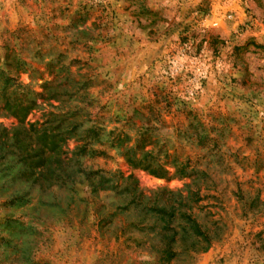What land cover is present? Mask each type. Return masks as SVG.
<instances>
[{
    "label": "rangeland",
    "instance_id": "374dc122",
    "mask_svg": "<svg viewBox=\"0 0 264 264\" xmlns=\"http://www.w3.org/2000/svg\"><path fill=\"white\" fill-rule=\"evenodd\" d=\"M0 264H264V0H0Z\"/></svg>",
    "mask_w": 264,
    "mask_h": 264
},
{
    "label": "trees",
    "instance_id": "16d2710c",
    "mask_svg": "<svg viewBox=\"0 0 264 264\" xmlns=\"http://www.w3.org/2000/svg\"><path fill=\"white\" fill-rule=\"evenodd\" d=\"M45 136V134H44ZM59 142L60 140L56 138V136H51L50 140L48 141L47 144L49 145H44L42 150L39 149V151H35V155H37V158L39 162L47 163L50 161L51 158V153L53 151H56L57 148L59 147ZM51 152V153H50ZM148 172L151 174H156L155 172L151 171L148 169ZM197 195V193H187L184 197L183 200H186L184 202L183 207L186 208L184 212H182V221L184 222L183 225L181 226V233H182V238L184 240H187L186 242L188 243L189 248L191 249H206L209 246V243L211 239L213 238L211 235H209V232L205 231L201 224L199 223L196 215L191 211V204L192 202L191 198H188L189 195ZM188 195V196H187ZM178 198H181L179 195L177 196ZM159 214L164 215V220L168 217L167 216V210L159 208L157 209ZM166 225L163 226L161 233L163 232V236L165 238V235L167 232H174V228L170 227L167 222H165ZM176 233H173L169 235V237H173ZM162 236V237H163ZM168 236V234H167ZM163 249H169L163 248Z\"/></svg>",
    "mask_w": 264,
    "mask_h": 264
}]
</instances>
